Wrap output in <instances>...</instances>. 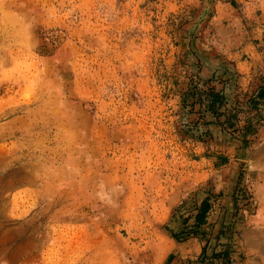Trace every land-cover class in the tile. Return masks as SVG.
<instances>
[{"label":"rangeland","instance_id":"rangeland-1","mask_svg":"<svg viewBox=\"0 0 264 264\" xmlns=\"http://www.w3.org/2000/svg\"><path fill=\"white\" fill-rule=\"evenodd\" d=\"M243 36L264 0H0V264H264Z\"/></svg>","mask_w":264,"mask_h":264},{"label":"crops","instance_id":"crops-1","mask_svg":"<svg viewBox=\"0 0 264 264\" xmlns=\"http://www.w3.org/2000/svg\"><path fill=\"white\" fill-rule=\"evenodd\" d=\"M242 38L240 47H237L231 53L230 57L234 60V69L237 73L241 74L240 79L236 83L245 89L244 87L249 88V86L254 84L252 77H250L251 73L256 70L258 65L261 67L264 66V48H256L257 44L255 46L246 36ZM257 130L264 133V122L259 125ZM261 142L257 146L261 144L262 149H264V142ZM253 162V168L258 166L260 168L257 167V169L264 171V155L259 154L258 157L253 159ZM261 174L253 183V187L255 188L254 197L259 198L258 205L260 204L261 206L249 215L246 214V220L243 226L240 227V243L246 249L245 251L248 257L251 256L250 258H254L256 255L264 258V195H256V190L263 192L264 188V172ZM231 195L232 193L230 191H225L222 194V196L226 197L224 199L230 198ZM212 209L213 207L210 210Z\"/></svg>","mask_w":264,"mask_h":264},{"label":"trees","instance_id":"trees-1","mask_svg":"<svg viewBox=\"0 0 264 264\" xmlns=\"http://www.w3.org/2000/svg\"><path fill=\"white\" fill-rule=\"evenodd\" d=\"M217 95V94H216ZM254 98H257L258 100H260V99H264V81H263V83H262V85H260V87L258 88V90H257V92H256V94H255V96H254ZM252 101H254V99H252ZM251 103V102H250ZM264 119V115L262 116V117H259V119H258V117L257 118H255V120L253 121V123L251 124V125H249V126H246V132L248 133L249 132V130H250V132L252 131V133L253 132H255L256 130L255 129H257V126H259L260 124H258V122L260 121V120H263ZM243 133H244V131H243ZM205 204H204V202H202V204H201V210H199L200 212L202 211H205ZM199 221L200 222H204L201 218L199 219Z\"/></svg>","mask_w":264,"mask_h":264}]
</instances>
